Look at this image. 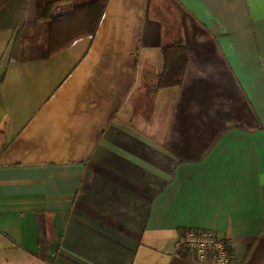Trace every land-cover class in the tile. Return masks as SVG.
<instances>
[{
	"label": "crops",
	"instance_id": "obj_1",
	"mask_svg": "<svg viewBox=\"0 0 264 264\" xmlns=\"http://www.w3.org/2000/svg\"><path fill=\"white\" fill-rule=\"evenodd\" d=\"M15 35L0 31V264H195L174 253L188 228L264 264V0H108L93 36L27 60ZM179 38L181 85L151 92Z\"/></svg>",
	"mask_w": 264,
	"mask_h": 264
},
{
	"label": "trees",
	"instance_id": "obj_2",
	"mask_svg": "<svg viewBox=\"0 0 264 264\" xmlns=\"http://www.w3.org/2000/svg\"><path fill=\"white\" fill-rule=\"evenodd\" d=\"M108 0H40L36 17L26 15L29 0H0V31L16 30L11 57L27 60L31 54L28 40L43 23L47 30L45 54L50 55L70 45L75 39L90 35L97 30ZM162 71L156 84L150 89L180 86L187 67L189 54L182 38L161 47Z\"/></svg>",
	"mask_w": 264,
	"mask_h": 264
},
{
	"label": "built area",
	"instance_id": "obj_3",
	"mask_svg": "<svg viewBox=\"0 0 264 264\" xmlns=\"http://www.w3.org/2000/svg\"><path fill=\"white\" fill-rule=\"evenodd\" d=\"M185 250L195 264H233L231 248L225 239L215 231L208 229L188 228L183 230L174 247V253Z\"/></svg>",
	"mask_w": 264,
	"mask_h": 264
},
{
	"label": "rangeland",
	"instance_id": "obj_4",
	"mask_svg": "<svg viewBox=\"0 0 264 264\" xmlns=\"http://www.w3.org/2000/svg\"><path fill=\"white\" fill-rule=\"evenodd\" d=\"M30 4H31V11L33 13L35 6L37 4V0H31ZM34 36H37L38 38L35 37V38H30L28 40V45H29L28 51L34 55L42 54L43 52H45L46 49V42H47L46 26L40 24L39 29L38 31H36Z\"/></svg>",
	"mask_w": 264,
	"mask_h": 264
}]
</instances>
